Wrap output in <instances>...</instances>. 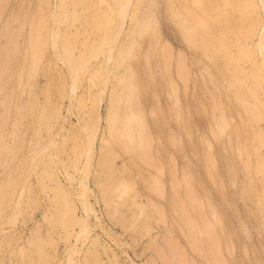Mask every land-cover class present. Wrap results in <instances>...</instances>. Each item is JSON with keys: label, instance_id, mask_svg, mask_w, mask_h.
Instances as JSON below:
<instances>
[{"label": "rangeland", "instance_id": "1", "mask_svg": "<svg viewBox=\"0 0 264 264\" xmlns=\"http://www.w3.org/2000/svg\"><path fill=\"white\" fill-rule=\"evenodd\" d=\"M55 5L57 13L74 9L72 0L0 2V225L16 215L0 232V264H68L74 246L69 264H264V65L257 45L264 19L258 0H133L128 11L138 21L127 18L120 36L114 0H80L77 19L60 25L74 55L87 53L73 102L74 82L50 47ZM41 21L48 26L38 42L46 49L32 69L25 53ZM98 29L109 39L105 47L116 49L107 67L101 48L89 49L99 41ZM101 80L105 92L96 102L101 94L90 92ZM57 112L52 130L43 128ZM92 137L86 179L78 169L84 154L74 147ZM51 138L56 143L32 167L23 194L33 154ZM118 142H126L127 152ZM109 148L117 184L106 202L96 186L106 178L97 162ZM134 198L139 205L127 206ZM84 203L92 205L88 217ZM184 207L192 225L215 233L216 248L191 234ZM81 219L90 234L77 242Z\"/></svg>", "mask_w": 264, "mask_h": 264}, {"label": "bare ground", "instance_id": "2", "mask_svg": "<svg viewBox=\"0 0 264 264\" xmlns=\"http://www.w3.org/2000/svg\"><path fill=\"white\" fill-rule=\"evenodd\" d=\"M2 0H0V2H1ZM41 1V5L42 6H45L46 5V3H47V0H40ZM132 2H133V0H114V5L116 6V8H115V24L117 23V25H116V27L117 28H119V25H118V23L120 24V30L119 29H115L116 30V35L118 34V36H120L119 34L121 33L122 34V30H124V23H125V21H126V19L127 18H130V20L132 21V22H134L135 23V21H138V19H137V14H136V12H133V14L131 15L130 14V12L128 11V9L130 8V6L132 5ZM80 3V0H72V5H73V7H74V9L73 10H66V11H64V12H60V13H57L56 12V8H57V5H55L56 7L55 8H53V9H55V10H53L52 12H51V19H52V21H53V23H52V27L50 28L51 30H49V32H50V34H49V39H50V47L52 48V50H53V52L55 53V55L58 57V59L60 58L61 59V61H63V63H64V65L66 66H64L65 68H67V71H68V75H69V78H71V83H72V81L74 82V83H72V84H74V85H72V86H69V92H68V95L70 94L71 95V98H70V95H69V99H72L71 100V102H73V100L75 101V97H76V91L78 90L77 88L79 87V86H75V83H76V81H77V78H79V76L82 74V72H85L86 70H87V53H80L79 55H77V56H75L74 55V52H73V47H72V45H71V42H70V40L68 39V37L67 36H65L64 37V39H63V37H60V25H61V23H63L64 22V20H65V22H67V23H69V24H72L76 19H77V12L75 11V6L74 5H77V4H79ZM258 3H259V5H260V9H261V15H262V17H263V19H264V0H258ZM47 26H48V24H47V22L46 21H41L39 24H38V27L37 28H35L31 33H30V37H29V43H28V48H27V50H26V53H25V55H26V57L28 58V59H30V61H31V67H32V69H34V66H36L37 65V63L39 62V60L41 59V57H42V54H43V52H44V49H46L45 48V44L43 43V41L42 42H38L40 39H41V35H42V30H44L45 28H47ZM119 30V31H118ZM118 31V32H117ZM262 34L259 36V38H258V42H257V45H259V50H260V54H262V64L264 65V59H263V57H264V44H263V40H264V32H261ZM48 34V33H47ZM97 36H98V38H99V41H98V43H93L90 47H89V49L93 52V51H95L97 48H101L100 50L102 51V56H103V59H104V62H105V66L107 67V64H111L113 61H114V59H115V51H116V49L113 47H109V46H107V47H105L106 45H105V43H107V41L109 40L106 36H105V34H104V31L103 30H101V29H98L97 30ZM117 36V37H118ZM49 46V45H48ZM50 48V49H51ZM93 53H91V55H92ZM39 63H41V62H39ZM0 66H2V62H0ZM108 70V69H107ZM106 83V80H101V82H100V84L99 85H97L96 86V84H93L92 85V88H91V92H90V94L91 93H93L94 95H99V94H101L100 95V97H99V99H97L96 100V102H100V101H102V94L105 92V84ZM98 87H99V91H98ZM98 92H99V94H98ZM13 95V94H12ZM9 101V100H8ZM12 101V100H11ZM81 101V100H80ZM9 103V102H8ZM10 104V103H9ZM1 109V108H0ZM2 110V109H1ZM3 111V110H2ZM59 112H57V113H55L51 118H49V120H48V124H45L44 125V127L43 128H45L46 130H50V128H51V124H49V122L51 121L52 123L54 122H57L58 121V119L59 118H61L60 117V115L58 114ZM37 125H39L40 123H42V119H43V114L42 113H39L38 115H37ZM35 120V119H34ZM64 120V119H63ZM34 124V123H33ZM39 126H43V124H41V125H39ZM129 127V126H128ZM128 127L127 126H125L124 125V130H126L127 131V129H128ZM41 129V128H40ZM38 127H37V131H39L40 130ZM123 129V128H122ZM51 130H52V128H51ZM91 134V133H90ZM121 135H123L122 133H121ZM127 135L129 136L130 135V137L132 136V134H131V131H130V129H129V132H127ZM90 136H92V134L90 135ZM122 138V137H121ZM93 137L92 138H88V140H87V142L85 141V142H83V144L82 143H79V144H77L75 147H74V150H75V153H83L84 154V163L83 164H81L82 165V167L80 166L78 169H80L81 171H82V174L84 173V175L88 172V169H90L91 168V165H92V160H93V156H94V154H93ZM123 139V138H122ZM49 140V139H48ZM129 142L131 143L132 141H131V139L129 138ZM115 142V141H114ZM55 143H56V141H55V139H50V141H49V143L45 146V148H44V151L43 152H41L40 150V152L39 151H37V150H35V152H34V156H33V159H32V161L33 162H31V163H33V165L30 167L31 169H30V171H28L27 173H26V175H25V177L22 179L23 181H24V183H23V191H22V193L24 192V189H26L27 187H26V185H27V178H28V176H29V173L31 174L32 173V170H34L33 168H37V163H39L38 161H41V159L42 158H44L46 155H47V152L49 151V149L51 148V147H53L54 145H55ZM117 142H115V144H116ZM143 143V142H142ZM146 143V142H145ZM118 144H119V146L120 147H122L121 149H123L124 151H126L128 148H127V146L125 147V145H126V142H118ZM140 143H138V145H139ZM148 145V143L146 144V145H144L143 144V147L141 148V150L139 151L140 153H143V152H145L144 150H147L146 149V146ZM134 147V146H133ZM133 147H131V149H134L135 150V148H133ZM42 149H43V147H42ZM107 149V148H106ZM140 149V148H139ZM108 150V149H107ZM137 150V149H136ZM104 151V150H103ZM127 152V151H126ZM81 153V155L83 156V154ZM110 154V155H109ZM113 155V150H111L110 148H109V151H108V153L107 152H105L104 151V153L102 154V156L100 157V160H98V162H97V167H98V169L102 172V173H104L105 174V179H103V180H101V181H97L96 183V186H98L102 191H103V199L107 202V201H109V200H112L113 199V197H112V192H113V190H115V184H117L116 183V178L113 176V164H111V163H113V161H110V159H108L109 157L111 158L112 157V155ZM43 160V159H42ZM112 160V159H111ZM77 165V164H76ZM259 166L263 169L264 168V164L263 163H259ZM33 167V168H32ZM261 169V170H262ZM87 171V172H86ZM67 174V173H66ZM264 174V173H263ZM87 175V174H86ZM86 175L84 176L85 178H86ZM68 178H69V176H70V174H69V176L68 175H66ZM81 177H83V175H81ZM81 177H80V185H84L83 184V179L81 180ZM83 177V178H84ZM87 179V178H86ZM85 182H87V181H85ZM86 186V185H85ZM81 186H79V188H80ZM82 188V189H81ZM80 189L81 190H84L83 189V187H81ZM87 188H88V186H87ZM188 189H189V187H188ZM87 190V192H90V190H89V188L88 189H86ZM89 190V191H88ZM190 190V189H189ZM188 190V191H189ZM20 191H21V189H20ZM119 191V190H118ZM26 192V191H25ZM190 192V194L193 192H191V190L189 191ZM81 193V192H80ZM82 196L84 195V193H85V195L84 196H86L87 194H86V191L84 190V192L82 191ZM23 194H25V193H23ZM189 194V195H190ZM193 194V193H192ZM191 194V195H192ZM22 195V194H21ZM81 195V194H80ZM194 195V194H193ZM24 196V195H23ZM23 196L21 197V196H19L20 197V199L21 198H23ZM90 196V195H89ZM88 196V197H89ZM136 196V195H135ZM80 197V196H79ZM87 197V196H86ZM185 197H187V196H185ZM190 197V196H189ZM82 198V197H81ZM188 198V197H187ZM192 200H193V198L192 197H190ZM20 199L18 200L19 202H21L20 201ZM183 199V198H182ZM191 199H187L188 201L189 200H191ZM198 199V198H197ZM66 200V199H65ZM64 200V201H65ZM83 200H85L84 198H83ZM86 200H88L87 198H86ZM194 201V200H193ZM193 201L192 202H190L189 201V203H193ZM195 201H196V198H195ZM194 201V203H196V202H198V201H200V200H198V201H196L195 202ZM85 202V201H84ZM87 202V201H86ZM126 202V201H125ZM183 202H185V201H183ZM202 202V201H201ZM65 203H67V201L66 202H64V205H65ZM70 203V202H69ZM69 203H67L66 204V206H65V208H67L68 207V205H69ZM173 203V202H172ZM193 203V204H194ZM199 203V202H198ZM83 204V203H82ZM85 204V203H84ZM174 204V203H173ZM201 204V203H200ZM21 205L22 204H19V203H17V205L15 206V211L17 212V215L20 213L19 212V208L21 207ZM86 205V206H85ZM84 206L85 207H87L86 209L87 210H85V208H84V211H87L85 214H86V216H87V213H89L90 211H92V205L90 204V206H91V208L90 207H88L89 205H88V203H86ZM136 205H139V203L137 202V200L134 198V199H132V201H129V202H127V206H129V207H131V206H136ZM180 205V204H179ZM189 205H191V204H189ZM197 206L196 207H199V205L198 204H196ZM70 206H72V205H69V208H68V210H67V212H70V213H72L73 211H70V209L71 210H73L72 208L73 207H71L70 208ZM83 206V205H82ZM193 206V205H192ZM201 207V206H200ZM181 208H182V205H181ZM177 209V208H176ZM187 209V208H186ZM194 209V208H193ZM182 210V217H183V219L184 220H186V222L188 221L189 223H188V230L191 232V234L193 235H197V241H199L200 242V244H201V242L204 244L205 242L204 241H206L207 243H205L204 244V246L206 247V248H208V247H214V248H216L214 245H215V242L217 243V241H215L214 239H216V237L215 238H213L212 236H214V234L215 233H213V235L212 236H208L207 234H209V230L207 231V229H205V228H202V227H200V226H197V225H192V219H191V217H193L191 214H190V212L188 211V210H185V207L183 208V209H181ZM191 210H192V207H191ZM198 210H200V208H198ZM202 210H203V208H202ZM21 211V210H20ZM180 211V210H179ZM204 211V210H203ZM203 211H202V213H203ZM14 212V211H13ZM15 212V213H16ZM65 212H66V210H65ZM194 212V211H193ZM70 213H66V214H69L70 215ZM93 213H95L94 211H93ZM92 213V214H93ZM181 213V212H180ZM197 213H200V211L199 212H197ZM73 214V213H72ZM117 214V213H116ZM201 214V213H200ZM11 216H9V219L7 220V222H6V220H4L5 222H3L1 225H0V232L1 231H3V229H4V226L7 224V223H9V222H12L13 220H15L14 218H15V216L16 215H14V213L13 214H10ZM88 215H90V214H88ZM94 215V214H93ZM176 215H178V214H176ZM204 216V218H206V216H205V214H203ZM5 216V215H4ZM91 216V215H90ZM162 216V215H161ZM200 216V215H199ZM88 217V216H87ZM94 217H96V215L94 216ZM116 217H118V216H116ZM1 218H3L2 216L0 217V220L1 221H3ZM91 218V217H90ZM119 218V217H118ZM117 218V219H118ZM120 218H122V217H120ZM119 218V219H120ZM166 217H164V218H162L163 220L165 219ZM4 219H5V217H4ZM58 219V221L60 222V218H57ZM89 219V218H88ZM87 219V220H88ZM117 219H115V217H114V220H116V221H119V219L117 220ZM126 219V218H125ZM161 219V220H162ZM179 219H181V218H179ZM84 220L85 219H81V220H78V222H80L81 221V229L79 230V232H78V234H76V240H77V242L79 241V240H81V239H83V238H88V236H89V232H90V229H89V227H90V225H85L86 223L84 222ZM1 221H0V223H1ZM121 221V220H120ZM119 221V222H120ZM194 221V220H193ZM62 222V221H61ZM87 222H89V221H87ZM165 222V221H164ZM201 222H203V221H201ZM200 222V223H201ZM205 222H207L206 220L203 222V223H205ZM83 223V224H82ZM85 223V224H84ZM80 224V223H79ZM89 224V223H88ZM184 224H187V223H185L184 222ZM194 224H195V222H194ZM207 224H209L208 222L206 223V225ZM205 225V226H206ZM89 226V227H88ZM209 227V226H208ZM144 228V227H143ZM207 228V227H206ZM213 229V228H212ZM212 229H210V231L212 230ZM7 232V231H6ZM212 232V231H211ZM214 232V231H213ZM3 233V232H2ZM186 233V232H185ZM187 234V233H186ZM185 234V235H186ZM212 233H210L209 235H211ZM186 238H187V236H185ZM188 237H190V235L188 236ZM194 237H196V236H194ZM194 237L192 238L193 240H194ZM8 238V237H7ZM191 239V238H190ZM192 239H191V241H192ZM204 240V241H203ZM217 240V239H216ZM186 241H188V240H186ZM197 241L195 242V241H192V242H195V245L197 244ZM153 243V241H150V243H149V245H151ZM75 245V244H74ZM171 246V245H170ZM179 247V246H178ZM182 247V246H181ZM196 247V246H195ZM201 247V246H200ZM72 248H73V246H72ZM75 248H76V246H74V249L72 250V251H70L67 255V260L69 261V262H67L68 264L73 260V256H74V254L76 253L75 252ZM155 248H156V246H155ZM161 248V247H160ZM159 248V249H160ZM164 248V247H163ZM172 248V247H171ZM175 247H173V249H174ZM198 248H199V243H198ZM71 249V248H70ZM159 249H158V251H159ZM162 249V248H161ZM160 249V250H161ZM181 249H183V250H185L186 251V249H184V248H181ZM195 249V248H194ZM202 249V248H201ZM177 250H178V248H177ZM210 249H208L207 251H209ZM217 250V249H216ZM76 251H77V249H76ZM157 251V252H158ZM179 251H180V249H179ZM184 251V252H185ZM203 251V250H202ZM159 252H161V251H159ZM181 252H183V251H181ZM211 252V251H210ZM210 252H208L207 254H209ZM215 252V251H214ZM218 252H220V251H217V253ZM186 253V252H185ZM202 253V252H201ZM213 252H211V254H212ZM233 253V252H232ZM160 254V253H159ZM163 254V253H162ZM176 254H178V253H176ZM175 254V255H176ZM213 254H215V253H213ZM220 253H218V255H219ZM200 255V254H199ZM205 255V254H204ZM218 255L216 256V258L218 257ZM161 256V255H160ZM214 256V255H213ZM176 257V256H175ZM177 257H178V255H177ZM176 257V258H177ZM222 257V256H221ZM220 257V258H221ZM164 258V257H163ZM179 258V257H178ZM177 258V259H178ZM182 258V257H181ZM184 258H186V257H184ZM166 259V258H165ZM176 259V260H177ZM183 259V258H182ZM223 259V258H222ZM176 260H174V262L176 261ZM184 260V259H183ZM188 260V259H187ZM192 260V259H191ZM221 260V259H220ZM164 261H166V260H164ZM163 261V262H164ZM180 260H177V262H179ZM186 260H184L183 262H185ZM210 261H212V260H210ZM223 261H224V259H223ZM193 262V261H192ZM213 262V261H212ZM215 262V261H214ZM222 262V261H221ZM225 262V261H224ZM223 262V263H224ZM153 263V262H152ZM155 263V262H154ZM162 263V262H161ZM160 263V264H161ZM176 263V262H175ZM180 263H182V261L180 262ZM193 263H197V262H193ZM192 263V264H193ZM226 263V262H225ZM224 263V264H225ZM156 264V263H155ZM164 264V263H163ZM165 264H167L166 262H165ZM171 264V263H170ZM178 264V263H177ZM185 264V263H184ZM186 264H187V262H186ZM216 264V263H215ZM219 264V263H218Z\"/></svg>", "mask_w": 264, "mask_h": 264}]
</instances>
